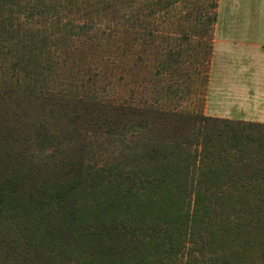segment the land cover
<instances>
[{
  "label": "rangeland",
  "instance_id": "obj_1",
  "mask_svg": "<svg viewBox=\"0 0 264 264\" xmlns=\"http://www.w3.org/2000/svg\"><path fill=\"white\" fill-rule=\"evenodd\" d=\"M216 6L0 0V173L17 160L48 168L30 176L32 196L15 197L40 207L10 219L15 202H5L0 264H264L259 198L233 179L207 193L187 189L199 158L173 121L154 118V109L210 116ZM128 107L138 112L131 131L103 124ZM55 189L57 214L52 200L47 209L40 202ZM100 225L117 227L119 240ZM73 231L80 238L70 239ZM168 238L181 245L176 254L164 253Z\"/></svg>",
  "mask_w": 264,
  "mask_h": 264
},
{
  "label": "trees",
  "instance_id": "obj_2",
  "mask_svg": "<svg viewBox=\"0 0 264 264\" xmlns=\"http://www.w3.org/2000/svg\"><path fill=\"white\" fill-rule=\"evenodd\" d=\"M136 114L138 115V112L134 108L128 107L122 113L121 120L118 119V122L109 123V120L105 119L103 124L112 128L113 125L116 126L117 123H120L123 125V129L128 132L131 131L134 125L133 116ZM154 115L157 125L164 119L173 121L176 124L177 133H180L182 137L186 136V146L194 153L193 156L191 154V158L193 160L199 158L198 163L194 161L190 166L192 176L190 186L187 189L197 193H207L215 190L211 189L212 187H218L220 184L233 179L239 189L243 188L244 185L247 186L248 188L244 190L247 193L246 195L258 197V204L264 206L262 201L264 200V123L202 116L199 113L168 114L159 109H154ZM93 124L97 125V120H94ZM143 148L145 150L146 146H143ZM59 149L58 147L54 154L47 156L52 163H55V159H58L59 154H61ZM8 162L6 172L0 173V218L5 212V202L10 201L15 202L10 204L12 214L10 213L9 218L13 219L19 210L26 211L35 209V206L40 207L39 201L34 202L33 199H29L16 203L15 197L18 193L23 192L25 193L21 194V197L32 196L31 190L28 191L31 184L30 176L36 174L38 178L44 177L43 171H48V168H44L41 164L36 165L25 161L19 162L17 160L16 164H13L12 161ZM43 163L45 166L51 165L46 164L45 161ZM10 167L14 168V174L6 177ZM27 177L28 182L25 179ZM221 179H224V181L214 184ZM181 189L182 191L187 190L184 186H181ZM44 200H46V203ZM50 200H52L50 204L57 207L55 212L57 214L59 212L58 202L63 200L62 193H59L57 189L50 195L40 193V202L44 209L48 208ZM42 216L45 217L47 214ZM67 216L69 220L75 218V214L71 211L68 212ZM52 220L55 222L58 219L55 216ZM99 227L97 229L100 231L108 230L109 234L113 233L112 237L109 238L110 241L117 242L119 240L120 234L117 227L111 225L109 228H104L101 225ZM183 232L185 237L190 238L192 235L191 229L186 228ZM75 234V231L71 232L69 238H80ZM171 240L164 244V253L176 254L181 245ZM188 240L191 242L193 239ZM218 260L216 257L211 258L210 264H215Z\"/></svg>",
  "mask_w": 264,
  "mask_h": 264
},
{
  "label": "crops",
  "instance_id": "obj_3",
  "mask_svg": "<svg viewBox=\"0 0 264 264\" xmlns=\"http://www.w3.org/2000/svg\"><path fill=\"white\" fill-rule=\"evenodd\" d=\"M206 110L264 123V0H217Z\"/></svg>",
  "mask_w": 264,
  "mask_h": 264
}]
</instances>
